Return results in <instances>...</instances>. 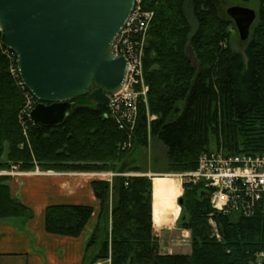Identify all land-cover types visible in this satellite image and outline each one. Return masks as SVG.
Listing matches in <instances>:
<instances>
[{
	"label": "trees",
	"instance_id": "trees-1",
	"mask_svg": "<svg viewBox=\"0 0 264 264\" xmlns=\"http://www.w3.org/2000/svg\"><path fill=\"white\" fill-rule=\"evenodd\" d=\"M250 2L257 3L256 19L240 53L231 48L234 26L226 8ZM143 10L154 14L143 57L148 91L130 134L119 131L102 108L73 110L56 128L34 127L26 116L21 122L24 91L11 73L14 57L0 43V171L17 166L21 172L37 167L54 173L144 174L132 158L151 140L165 150L173 174L195 171L200 155L212 151L210 137L227 156L264 155V0H150ZM8 181L0 177V220L27 223L33 213L11 196ZM89 185L98 205L86 246L88 251L97 246L91 263L109 257L110 264H255L254 256L264 253L263 201L249 218L221 215L212 213L203 186L183 184L179 206L190 254L161 255L148 177L119 176L111 184ZM93 215L90 205L48 206L44 230L76 238ZM207 218L216 222L219 242L211 237Z\"/></svg>",
	"mask_w": 264,
	"mask_h": 264
},
{
	"label": "water",
	"instance_id": "water-1",
	"mask_svg": "<svg viewBox=\"0 0 264 264\" xmlns=\"http://www.w3.org/2000/svg\"><path fill=\"white\" fill-rule=\"evenodd\" d=\"M133 8L134 0H0L2 46L38 103L28 114L32 126L56 128L73 110L108 107L127 72L111 46ZM226 15L246 42L256 13L232 6Z\"/></svg>",
	"mask_w": 264,
	"mask_h": 264
},
{
	"label": "built area",
	"instance_id": "built-area-1",
	"mask_svg": "<svg viewBox=\"0 0 264 264\" xmlns=\"http://www.w3.org/2000/svg\"><path fill=\"white\" fill-rule=\"evenodd\" d=\"M146 1L150 0H135L129 19L111 47V52L115 56H121L126 60L127 72L120 91L110 96L104 117L114 122L119 131L128 134L133 132L139 100L142 99L145 103L147 93V87L142 80L141 57L154 14L143 10ZM11 73L15 75L16 71L12 69ZM18 85L24 91L25 97V104L20 112L22 122L25 116L28 120V113L34 106L35 100L20 81ZM23 129L25 136L27 130L25 124ZM17 172L18 167L12 166L9 172L2 174L12 176ZM2 174L0 173V176ZM178 178L186 184L203 186V189L209 193L212 213L249 218L253 216L259 202H264V155L227 156L222 150L203 153L198 158L196 170L178 175ZM209 223L214 224L212 220H209ZM215 232L218 238L217 231ZM256 257L261 260L260 264H264V253H259Z\"/></svg>",
	"mask_w": 264,
	"mask_h": 264
},
{
	"label": "crops",
	"instance_id": "crops-1",
	"mask_svg": "<svg viewBox=\"0 0 264 264\" xmlns=\"http://www.w3.org/2000/svg\"><path fill=\"white\" fill-rule=\"evenodd\" d=\"M92 175L45 172L10 180L11 196L27 206L33 218L27 223L0 220V264H86L94 215L80 236L67 238L45 232L44 210L54 205H90L97 214L89 185Z\"/></svg>",
	"mask_w": 264,
	"mask_h": 264
},
{
	"label": "rangeland",
	"instance_id": "rangeland-1",
	"mask_svg": "<svg viewBox=\"0 0 264 264\" xmlns=\"http://www.w3.org/2000/svg\"><path fill=\"white\" fill-rule=\"evenodd\" d=\"M232 6L244 7V8L253 10L255 13H257V3H255V2H250V3H246V4L245 3H238V4H234ZM232 6H230V7H232ZM230 37H231V48L234 51H238L240 53H243L247 41L244 43L240 42L235 27H234V29L232 28L230 31ZM146 47H147V45H146ZM187 55L191 59V56L193 54L190 50H188ZM143 57H144V52H143V55L141 57L142 80H143ZM191 61H192L193 65H195V62L193 61V59H191ZM143 83H144V80H143ZM128 140L130 142L129 138H128ZM129 144H131V142ZM215 147L217 148L216 140L214 137H210L209 148L213 151V150H217ZM126 148L127 149L130 148V146L122 147V149H126ZM165 154H166V152L163 149V147L159 143H157L156 141L151 140L146 149L135 151L133 158H132L134 165L137 167H140L141 171H143L144 174L136 175L135 173H130V174H135V175H130L127 173V175L131 176V177H134V176L146 177L147 176L151 180H153L155 177H167V176L174 177L175 180L177 181V183L179 184L180 189H181V193H180V196L178 198L182 199L183 190L181 187L183 184L181 183L180 179L177 177V174H173V173H170L167 171ZM35 170L36 169L34 168L33 172L32 171L31 172L18 171L17 173H13L12 176H6L5 174H2L4 172H9L10 171V169H9L7 171H0V173L2 174L0 177H8L12 181V180L21 179V178L26 177V176L42 175L44 173V172L39 171L38 169H37L38 171H35ZM89 177L92 179V181H95V180L96 181H105V182H108L109 184H111L112 180L115 177H119V176L96 177V176L92 175ZM10 183L11 182H9V181L7 182L9 187H10ZM151 185H152V191H153L152 181H151ZM177 199H173V200L166 203V205L164 207V217H163V220H162L160 226L156 225V222H158L159 219L154 215V224L152 222L153 232H154V235L158 239L159 254H161V255H189L190 254V233H189V231H187L182 226V221H181L182 220V212H181L180 206L177 203L178 202ZM152 213H154L153 209H152ZM95 215H98V214H94V216H93L94 219H96ZM207 220H208V218H207ZM212 222L214 223L213 225H211L209 223V220L207 221V223L211 229V237H214V239L217 240V242H219L221 240V237L218 233L217 224L213 220H212ZM215 230L217 231L218 238H216V236H215L216 235ZM100 239H102V236ZM96 248H97V246L95 248H92L91 250H89L86 264H89L93 261V258L97 254ZM260 261H261L260 259H258L257 257L254 256V263L255 264H260ZM97 263L98 264H110V258L108 257L107 259L99 260L96 263H91V264H97Z\"/></svg>",
	"mask_w": 264,
	"mask_h": 264
},
{
	"label": "bare ground",
	"instance_id": "bare-ground-1",
	"mask_svg": "<svg viewBox=\"0 0 264 264\" xmlns=\"http://www.w3.org/2000/svg\"><path fill=\"white\" fill-rule=\"evenodd\" d=\"M152 208L154 215L159 219L156 225L160 226L164 217V207L167 202L180 196V186L174 177H155L152 180Z\"/></svg>",
	"mask_w": 264,
	"mask_h": 264
}]
</instances>
